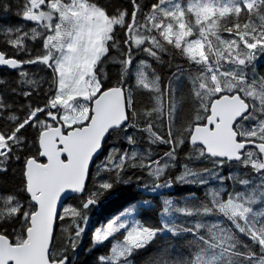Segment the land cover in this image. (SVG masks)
<instances>
[{
    "label": "snow or ice",
    "instance_id": "6c2138e0",
    "mask_svg": "<svg viewBox=\"0 0 264 264\" xmlns=\"http://www.w3.org/2000/svg\"><path fill=\"white\" fill-rule=\"evenodd\" d=\"M0 67V264H264V0H5Z\"/></svg>",
    "mask_w": 264,
    "mask_h": 264
},
{
    "label": "trees",
    "instance_id": "16d2710c",
    "mask_svg": "<svg viewBox=\"0 0 264 264\" xmlns=\"http://www.w3.org/2000/svg\"><path fill=\"white\" fill-rule=\"evenodd\" d=\"M5 0H0V4L4 3ZM8 2H12V0H8ZM17 18L13 17V22ZM110 70V69H109ZM17 77L10 71L8 70H1L0 69V80H16ZM210 166V165H206ZM182 170L181 168V162H177V167L174 170L173 174H177ZM225 174H228V171L225 172ZM192 193H195L196 195H201V190L198 188H195L193 186H177L173 191L165 193V197L173 199L174 201H179L180 203H183L184 200ZM146 199L151 200L152 195H147L145 197ZM159 201V202H158ZM157 200H153V204L156 206L155 211H144L141 212L137 219H139L141 222L144 223H151V224H156L158 225L160 223V217H159V212L163 210V205H162V197H158ZM124 206V200H116L113 202H110L109 204L105 205L101 213H99L96 217L97 224L101 221H105L109 216L118 213L122 207ZM178 220H182V217L177 216ZM91 242V237L90 235L86 236L84 239V244H90ZM115 242V241H113ZM166 246L165 241H161L157 247L152 248L151 251H145L144 255L139 257V264H145L146 261L153 259V258H165L167 259L168 256L163 254V249ZM110 247V246H109ZM108 251V249L102 247V253ZM174 254V252H173Z\"/></svg>",
    "mask_w": 264,
    "mask_h": 264
},
{
    "label": "rangeland",
    "instance_id": "374dc122",
    "mask_svg": "<svg viewBox=\"0 0 264 264\" xmlns=\"http://www.w3.org/2000/svg\"><path fill=\"white\" fill-rule=\"evenodd\" d=\"M226 171H228V170H225V172ZM231 171H233V172H235L236 171V169H232ZM214 183V182H213ZM174 190V189H173ZM173 190H163L164 191V193H167V192H171V191H173ZM149 195H153V194H149ZM164 199V197H162V200ZM138 216H136V218H137Z\"/></svg>",
    "mask_w": 264,
    "mask_h": 264
},
{
    "label": "water",
    "instance_id": "95a60500",
    "mask_svg": "<svg viewBox=\"0 0 264 264\" xmlns=\"http://www.w3.org/2000/svg\"><path fill=\"white\" fill-rule=\"evenodd\" d=\"M0 69H1V70H8V71L12 72V70L5 69V68H3V67H0ZM222 135H223V136H227V135H228L227 131H225L224 133H222Z\"/></svg>",
    "mask_w": 264,
    "mask_h": 264
}]
</instances>
